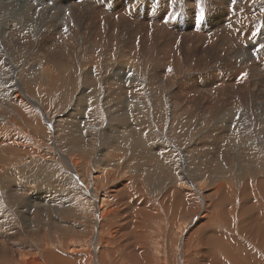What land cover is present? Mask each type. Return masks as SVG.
I'll return each instance as SVG.
<instances>
[{
    "label": "rangeland",
    "instance_id": "1",
    "mask_svg": "<svg viewBox=\"0 0 264 264\" xmlns=\"http://www.w3.org/2000/svg\"><path fill=\"white\" fill-rule=\"evenodd\" d=\"M26 1L31 3L29 0ZM80 1H66L64 9L70 8L71 2H74L78 7H82L80 5L82 2ZM95 1L93 0V3H89V6H92L91 8H85L84 20L85 25L88 27L92 28L94 24L99 25V32L102 34L99 35L98 42H94L96 35L90 39L87 38L88 35H81L82 28L78 32H70L75 25V22H70L71 27L62 30V33H59L58 37L55 38L57 53L54 54L53 58H45L43 60L42 64L50 66L51 73L41 77L39 83L31 86L27 82L24 83L30 74L36 73L35 70L30 69V65L35 64L40 58L37 47L35 45L32 46L23 55L21 52L18 53L17 58L21 59V62L16 74L18 79H20L24 92L27 91L28 98H26L27 95L26 97L23 95L16 96L17 92L10 91L12 83L8 84L7 88L4 87L2 77L6 75L5 72L10 71L9 66L11 65H9L8 54L3 46H0V49L3 50H0V114L8 117L11 115V121H0V123L1 127L5 123L14 127V129L10 127L12 130L8 135L0 134V143L6 142L11 147L8 152L0 151V214L3 215V211L9 210L8 214L12 213L10 216L13 219L11 220L15 221L12 223H16V227L20 231L25 232L32 243L36 244L37 251L43 249V246L61 247V238L56 237L58 233L55 231L50 232V234H53L46 240L47 243L45 238L41 237V234H29V229L26 227L27 223L24 222L25 217L17 214L14 216V213L7 209V205L4 202V197L11 194L4 178L5 174L14 176L16 179L13 182L14 190L17 193L25 194L27 193L25 190L18 191L20 190L18 185L28 181L27 183L30 184H27V187L32 186V189H34L38 185L39 177H32V174L40 168L43 171L41 175L44 174L40 176L41 180L46 177V180H50L53 186L47 193V185H44L45 192L42 196L38 195L39 204L42 201L41 197L56 198L61 204H65L67 199L75 200L73 203L76 206L68 209L66 218H74L75 220L71 222L75 226L80 224L77 219H80L84 225L90 222L86 227L91 232L93 239L100 233L99 240L97 241L98 237L94 239L97 241L94 245L91 243L89 245L87 240L89 237L84 235L83 232L78 234L80 235L79 237H71V240L69 238L68 245L70 244L71 246L69 245L70 247L68 246V249L65 250L68 254L79 251L86 255L92 248L94 253L91 254H93V257L84 259L87 262L84 261L82 264H89L90 262V264H107V261L108 264H137V262L138 264H264V187L260 185L261 182L257 183L260 179L264 181V108L256 111L255 100L257 96H262L264 101V94L261 92V88L264 89V82H262L264 81V76L263 78L261 74L260 76H255L262 79L259 83L260 87H251L252 93L255 96L257 95L256 97L252 98L247 95L251 89H245L242 95L246 97L240 96L238 101H234L235 99L232 98L229 100V102L233 101L231 103L232 106L228 103V109L227 105L225 106V97H223V104L221 103V107L219 106L220 108L218 107L219 109L215 111L214 109L211 111L209 107L207 108L208 111H205L204 106L201 104L207 105V103L201 101L203 99H198L199 103L196 102V106L187 99V103L180 102V105L181 107L187 106L189 111H183L181 112L182 115L172 117L168 112L172 104V94L169 95V91L165 92L158 85L156 86L157 82L152 78V73L161 70L162 73H170L168 69H171V73L174 76H178V78L181 76L179 80H176L174 86H177V82L185 79L189 74V63L180 61L183 57L180 60L172 58V66L169 65L167 66L168 68L165 66L158 67L159 61H156L163 38L166 37L168 40L173 37L172 34H175L177 35V40L182 42L188 34L180 33L172 26L174 20L180 19L179 14L174 18L172 17L176 11L175 7L171 9L170 15L167 16L166 10H169L170 6L163 5L160 0H157V5L152 8L164 11L157 13L161 17L155 19L146 10L140 12V14L134 12L135 8H143L155 0H123L124 8H129L130 13H124L123 11L120 12L121 14L118 13V18H120L118 26L117 23H114L113 18L109 16L110 11L108 10L112 9V4L117 6L118 0ZM100 1H103L102 4ZM134 1L137 3H134ZM179 1L183 3L185 0ZM204 2L207 3L209 0H204ZM49 3L52 4V1H49ZM61 3L60 0H58V3L53 2L56 6ZM229 3L231 6L232 4L237 6L238 10L242 7L240 4L231 2V0H229ZM32 4L39 7H37V11H42V8H44L37 0ZM99 4L102 10L96 9L100 6ZM13 5L18 11V15L24 18L26 11L23 4L21 2H13ZM180 9V11L183 10L182 7ZM190 9L195 10L196 8L192 9L188 4L184 10H187L185 13L189 16L184 13L183 15L187 16L181 18L185 19V21L192 18L190 32L194 34L193 36L198 42L188 47L196 46L199 48L200 53L203 52L207 56L206 64L208 65L206 66L205 64L206 69L216 72L217 68H220L219 70L225 72V78L226 73L233 72V70L234 72L237 71L239 74L238 83L234 87L239 90L238 84L242 80L240 74H243L244 70L242 65L245 67L251 64L248 57L251 51H254L253 49L242 47V43L247 40L248 34L244 33L241 36V33L236 32L233 35H237V37L233 35L232 37H226L233 28L227 27L224 16V21H213L211 27H214L215 37H218L217 43L221 46L224 43L223 47L225 48L224 57L218 58L216 49L209 48L211 43H208L209 40L215 39H211L213 37H211L210 33L208 34L209 31L203 30L204 27L200 24L205 17L196 18L195 15L190 13ZM244 9L242 7L241 12L239 11L236 16H239L237 18L238 22L244 16L242 13ZM210 11H205L204 16L212 12ZM249 12L253 16L254 10L252 9ZM157 14L155 13L154 15ZM139 16L141 17L139 18ZM150 17L152 18L150 19ZM34 18L36 20V17ZM80 20L83 26L82 17ZM249 22L251 23V21ZM126 24L131 29H137L141 26L139 35L133 39L135 44L133 48H127L126 46L127 39H130L129 34L123 28ZM186 24L184 22L181 26L182 31H184L183 28L189 29ZM31 25L36 28L33 24ZM263 27L264 24L262 23L261 28L257 31L260 32ZM244 30L245 28L242 29V32ZM217 31L219 32L217 33ZM145 32L153 33V36L148 37ZM114 33H117V36ZM159 33H162L165 37ZM219 34H222L224 41H220L221 38L219 40ZM113 35L119 37V40ZM109 36L118 44L113 40L110 43L111 38ZM206 37L209 39H206ZM204 38L206 40L205 43H208L206 47L200 41L204 40ZM263 44L261 45L262 51L259 53L260 55L253 58L255 62L254 65L251 64L252 66L260 62H262L261 66L264 65ZM231 46L233 47L231 48ZM148 48H151V51L148 52ZM233 48L239 51L238 54L245 56L247 60L245 63L231 60V58L234 59L237 56L231 55V49ZM196 57L199 56L196 55ZM127 64L130 65L128 69L126 68ZM224 68L228 70H224ZM89 70L94 76L97 74L96 76L98 77H95V79ZM118 70L122 72L129 70L131 72L133 70L134 72H131L132 76L139 79H137L136 83L131 82L132 80L128 81L125 86L134 95L136 94L138 101L144 106V110L148 109L144 112L143 117L137 115L113 116L107 112L109 103L106 101L107 99L101 100L104 97L107 98L106 85L99 82L110 80V75L123 80L116 74ZM195 71L199 70L196 69ZM202 72L197 73L199 79L202 80L203 77L207 78L208 76L212 78L210 72H205V76ZM245 72L248 75L250 71L246 69ZM263 72L262 74H264ZM87 77L89 79L90 77L92 78L89 80ZM142 82L143 85H141ZM122 85H124L123 82ZM134 85L136 86L133 87ZM232 85V83L228 85L226 81L219 82L220 88L223 86L221 89L224 86L231 87ZM141 86V93L139 94L137 89ZM203 87H198V90H203V94L208 95V87ZM85 88H88L87 90L90 93L82 94ZM141 96L142 99H140ZM29 98L35 100L36 104H32L28 100ZM251 100L253 103L250 102ZM79 101L87 106L88 109L78 111L77 115L80 117L78 121L66 118L67 112L74 110ZM235 103L238 107L233 106L236 105ZM251 105L253 108H251ZM159 106H161V110L156 113ZM153 110L155 111L153 112ZM221 110L223 111L222 113ZM226 114L231 115L227 116ZM206 116L209 117L207 118ZM56 120H60L61 123L66 121L70 125H75L74 129H77L78 132L80 131L81 134H79L80 137L77 134L73 135L79 140L73 142V139L68 140L65 137V140H61L60 138H63L64 124H62V127L60 126L63 131L55 130L56 123L54 122ZM218 122L220 123L218 124ZM89 124L96 128L92 132L99 131L103 135L97 136L94 133V137L86 139L88 137L87 131L90 129ZM222 131L223 133L226 132V135H223ZM219 135H222L223 138H218ZM103 136L104 138H102ZM108 137L117 139L121 148L113 151L117 156L113 164L102 170L103 165L100 162L97 150H100V152L102 150L106 151V144L103 142L107 141ZM68 142H71L76 148L70 147ZM77 147L82 148L83 152L78 151ZM13 148L14 153L12 152ZM176 148H180L182 153L191 154L193 159L188 160L187 158L189 162H186L184 161L186 157H182L180 159L181 162L178 161ZM227 150L244 154L243 156H246L245 163H220L208 160V158H206L207 160H202L201 156L196 158L197 152L198 154L202 153L211 157V155L228 152ZM250 155L255 156V161L252 162L247 159L252 157ZM221 156L222 158L224 157V155ZM73 157L79 160V175L73 174L67 161V159L74 161ZM173 161L177 162L174 164ZM33 162L36 163L34 164ZM84 162L86 167L82 164ZM29 163H33L37 171L35 169H26L25 167ZM199 168L201 169L200 171ZM176 169L181 171L177 172ZM81 171L86 172L87 176L85 178H83ZM102 171L105 176L102 178L100 186L96 187L95 177L102 175ZM108 171H111L114 175L110 176ZM37 173L40 174V171ZM200 176L206 179H204V183L203 181L201 183ZM184 177H190L194 185H189ZM33 181L37 184L33 183ZM221 182L224 185H218ZM252 182L257 183L258 188H255L254 185L252 186ZM251 186L257 191H253ZM41 191L43 190L41 189ZM216 191L218 192L217 195L215 194ZM28 193V196H33V192L29 191ZM223 195L225 199L222 197ZM220 200H223V203H218ZM47 208L43 206V209ZM51 210L54 214L61 215L58 209ZM31 211L34 214H42L43 212ZM45 214L43 212L41 216ZM22 218L23 221L21 220ZM17 220L25 224L20 225ZM33 223L30 225L31 231L36 230L37 221L35 218ZM85 248L87 249L85 250ZM111 260L113 262H110Z\"/></svg>",
    "mask_w": 264,
    "mask_h": 264
},
{
    "label": "bare ground",
    "instance_id": "2",
    "mask_svg": "<svg viewBox=\"0 0 264 264\" xmlns=\"http://www.w3.org/2000/svg\"><path fill=\"white\" fill-rule=\"evenodd\" d=\"M29 1H31V3L27 2L26 0H0V46L2 45L3 48H4V50L8 54L9 65H11V66H9L10 67V71L5 72L6 75L4 77H2V83H3L4 87H6V88H7L8 84H11L12 83V86L10 87V91L15 92V93L17 92L16 96H19V95L22 96L23 95L25 97L27 95V91L24 92V90L22 88V84L20 82V79H18L17 74H16V70L18 69V67L20 65V62H21V59L17 58L19 52H21L22 55H23L32 46L35 45L37 47L38 53H40L39 60L35 64H31L30 65V69L31 70H35L36 73L30 74L25 79V81H24V83L27 82L31 86L33 84L39 83L41 77L46 76L47 73L48 74L51 73L50 66H44L42 64V62H43V60L45 58H47V59L53 58L54 57V54L57 53L58 50H57V48L55 46V44H56V39L55 38L58 37V34L59 33L60 34L62 33V30H65L66 28L71 27L70 22H75V25L73 26V29L70 32H72V31L78 32V30L82 28V31H81L82 34L81 35H84V36H87L88 35L87 38H89V39L92 38V37H94V35H96L94 42H98L99 35L102 34L101 32H99V30H100L99 29V25L94 24V25H92V28L90 26L88 27L87 25H85L84 17H85V13L86 12H84V10H86L87 8H91L92 7V6H89V3H93L92 2L93 0H81L80 2H82V3H80V5L82 7H78L74 2H71L72 5L70 6V8H67L66 7L67 9H64L65 8V2L66 1L69 2V1H72V0H60V3H61V1H64V2H62L61 4H59V6H56V5L53 4V2L54 3H56V2L58 3V0H49V1H52V4L49 3V1H47V0H37L38 3H41L44 6V8H42L43 9L42 11H37L38 10L37 9L38 6H34L32 4L33 2L35 3L36 0H29ZM116 1H115V3H116ZM160 1H161V3L163 5H169L170 6V8L168 7L169 10H166L167 16L170 15V11L174 7H175V10L176 11H175V14L172 17L174 18L178 14L180 16V19H176V21L174 20V22L172 24L173 28H175L180 33H184V34H187L188 33L187 36L185 37V39L182 42H179L177 40V35H175V34L173 35L171 33L173 37L172 38H169L167 40L166 37L161 33L165 38H163V40L161 42V47L158 50V57L157 58L155 57L156 58V61H159L158 67H161V66L167 67L169 65L172 66V58L173 59L180 60L183 57L182 60H180V61L182 63L183 62H188L189 63V68H190L189 69L190 71L188 72L189 74L187 75V77L185 79L180 80L179 82H177V86H174V83L176 82V80H179L181 76H179V78H178V76H174L171 73V71H170V73H162V70L161 71H154V73H152L153 74L152 75L153 76L152 78H154L155 81L157 82L156 86L158 85L159 88H161V90H164L165 92L166 91H169V95L172 94V104H171V108H169L170 111H168L172 115V117H177V116L182 115L181 112H183V111H189L188 108H187V106L186 107H181V105H180V102L187 103L188 102L187 99L192 104H194V106L197 105L196 102L199 101L198 99H203L201 101H205V103H207V105L201 104L202 106H204L205 111H208L207 110L208 107L211 108L210 109L211 111H212V109H214V111H215V110H217V109H219L221 107L220 104L222 103L223 97H225V106L227 105L226 107L228 109V105H229L228 103H230V105H231V103L233 102V101L232 102L231 101L229 102V100H231L233 98V99H235L234 101H236V100L238 101V98L240 96H245V95H242V93H243V91L245 89L246 90H250L251 87H258V86L260 87L261 86L259 83L262 81V79H259L258 77L256 78L255 76L256 75H259L260 76V74H261V77L263 78L264 74H262V72L264 70V65L261 66L262 62L257 63V65H255L256 67L255 66H252V65H254V62H255L253 60V58H256V57H258L260 55L259 53L262 51L261 45L264 43V27L261 29L260 32L257 31L258 29L261 28L262 23L264 24V4H263L264 3V0H231V2H233L235 4H240L242 7L245 8L242 11V13L244 14V16L242 15L243 16L242 19L239 18L240 19L239 22H238V19H237L239 16L238 17H236V16L239 13V11L242 9V7H241L240 10H238L237 6H235L234 4L231 3L232 6L230 5L229 0H209V2H207V3L204 2V0L202 2H201V0H185L183 3L181 1H179V0H175V4H173V2H170V1H173V0H160ZM13 2H15V3L16 2H18V3L21 2L23 4V6L25 7V11H26V16L24 18H21L18 15V11L16 10V7L13 5ZM102 2H101V4H102ZM134 3H137V2L134 1ZM157 3H158L157 0L152 1L151 3L147 4L146 6H144L145 8L144 7L143 8L142 7L135 8L134 9V12H136V14H140V12H143V11L146 10L155 19L158 18V17L160 18L161 15H159L157 13H162L164 10L163 11H160L161 9L159 10V9L152 8V7H155L157 5ZM188 4H189V6L192 9L194 7L196 8L195 10H191L190 9L191 10L190 13H192L193 15H195L196 18H204L205 17L204 19H202L203 21H201L200 24L204 27L203 30L209 31L208 34L210 33L211 34V37H213L211 39H215V40H209L208 43L209 42L211 43V45H210L209 48L216 49V52L218 54V56H217L218 58H223L224 57L225 48L223 47L224 46L223 45L224 43L222 44V46L217 43L218 37L217 38L215 37V34L216 33L213 30L214 27L213 28L211 27V23L213 21H215V20L224 21L223 20V16H224L225 21H226L225 23L227 24V27L233 28V30L231 31V33L228 34V35H226V37L227 36L232 37V35L234 33L236 34V32H238L239 34L241 33L240 34L241 36H243L244 33L245 34H248V38H247L246 41H244L242 43V47L243 48H249L250 50L251 49L254 50V51H251V54L248 57V59L250 60V63L252 65L251 64H248V65L245 64L246 65L245 67L242 65V67L244 68L243 72L240 70L241 68L238 69L242 73H244V71L246 69L250 71L248 73V75H246V77L244 79L242 78L241 81L239 80L240 81L239 84H238V87H239L238 89L239 90H236L237 87H234V85H236L238 83V75L239 74L237 73V71L234 72V70L232 69L233 72L226 73V78H225L224 77L225 72L222 71V70H219L220 68L219 69L217 68V71L216 72H214L213 70L211 71L210 69H206L205 64H206V61H207V56L203 52L200 53L199 50H198L199 48H197L196 46L188 47L189 45H195L198 42V40H196V38L193 36L194 34H192V32H190V30L192 28V24H191L192 18L186 19V21H185V19H183L184 16H185L183 14L185 12H187V10L185 11L184 9H185V7H187ZM102 6L104 7V5H102ZM111 7H112V9L111 8L108 9L110 11L109 16L111 18H113L114 23H117V25L119 26V20H120V18H118V16H119L118 13H120L121 11H123L124 13H128L129 14L130 13V10H129V8H124L123 0H118V5L116 6V5H113L112 4ZM180 7L183 8L182 11H180L181 10ZM228 7H229V9H228ZM96 9L97 10H102L101 5L98 8H96ZM201 9H202V11H201ZM252 9L254 10L253 16H252V14H249L250 13L249 11L250 10L252 11ZM208 10H211L212 12L210 11L211 13H209L207 16H204V12L205 11H208ZM62 13H63V15H62ZM152 13H154V14L156 13L157 15H154ZM141 14H143V13H141ZM185 14H187V13H185ZM86 15L88 16V14H86ZM34 17H36V20H35ZM38 17H39V20H40L39 22H38ZM81 17H82V21H84L83 26H82V22L80 20ZM140 17L141 16H139V18ZM181 17H183V18H181ZM151 18L152 17H150V19ZM247 19L249 21H251V23ZM172 21H173V19H172ZM184 22L187 23L186 26H188L189 29L188 28H183L184 31H182V27L181 26L183 25ZM31 24H33L36 28H33V26ZM123 28L129 34V37H130L129 40L127 39V43H126L127 48H133V47H135V44H134V40L133 39L139 35V32L141 30V26H139L137 29H131L130 26L128 24H126V25L123 26ZM243 28H245V30L242 32V29ZM152 30H153V28H152ZM112 32H110V33H112ZM218 32L219 31H217V33ZM153 33H146V35L148 37H150V36H153ZM114 34H116V36H117V33H114ZM219 36H220L219 37V40L221 38L220 41H222L223 40L222 34H219ZM233 36H236L237 37V35H233ZM109 38H111V42L110 43H112V40H113L112 37L109 36ZM115 38H117V40H119L118 39L119 37H115ZM178 38H180V37H178ZM197 38H198V36H197ZM206 39H209V38L206 37ZM104 41H105V39H104ZM200 41L202 42V44L205 47H206V44H208V43H205V41H206L205 38H204V40H200ZM125 42H126V40H125ZM115 43L118 44V42H115ZM228 46H230V45H228ZM232 47L233 46H231V48ZM231 50H232L231 51L232 52L231 55H233V56L234 55H237L236 57L234 56L235 57L234 59L231 58V60H235L237 62L240 61V62H243V63H245L247 61L244 55L238 54L239 51L236 48H233ZM1 51H3V50H1ZM149 51H151V48H148V52ZM253 53H256V54H253ZM196 55L199 56V57H196ZM123 56H124V54H123ZM125 59L127 60V58H125ZM225 60H226V58H225ZM227 60H228V58H227ZM262 60H263V57H262ZM180 61H179V63H181ZM215 61H216V59H215ZM4 62H6V61H4ZM218 62H219V60H218ZM4 65H5V63H4ZM207 65L208 64H206V66ZM225 66H227V65H225ZM126 68L127 69L130 68V65L127 64ZM39 69H40V71H39ZM196 69L199 70V71L196 72L195 71ZM225 69L226 68H224V70ZM158 70H159V68H158ZM226 70H228V69H226ZM89 71L91 72V70H89ZM202 71H204V72H202ZM131 72H134V71L132 70ZM131 72H130V70L129 71H124V72L118 70L116 72V74L121 79H123V80H119V79H117L116 76L110 75V77H109L110 80H105V81L99 82V83H101L103 85H106V93H107L106 95H107V98L104 97L101 100L107 99L106 101L109 103V107L107 108V112L109 114L113 115V116L137 115V116L143 117L144 116V112H146V110H148L146 107H145L146 110H144V106H142L141 103L138 101L139 99H137L136 94L134 95L133 92L131 90H128V88L125 86V83L127 84L128 81H131L132 80L131 82H135L136 83V81L138 79V78L136 79L135 76L133 77ZM199 72H202L204 74V76L206 74L205 72H207V73L210 72L212 74V78L210 76H208L207 78L203 77L202 80H201V79H199L198 74H197ZM94 73H96V72H94ZM129 73H131V75H129ZM92 75H93V73H92ZM96 75L95 76L93 75L94 78L95 77H98ZM133 75H135V74H133ZM87 76H88V74H87ZM91 78L92 77H90V79ZM221 81H223V82L226 81V83H228V85L232 83L233 84L232 85L233 87L232 86L231 87H227V86L225 87L224 86V88L221 89L223 87L222 86L220 88V86H219V82H221ZM122 82L124 83V85H122ZM262 82H264V81H262ZM202 83H205V84H202ZM88 84H90V83H88ZM223 84H225V83H223ZM261 84L263 85V83H261ZM141 85H143V82L141 83ZM135 86L136 85H134L133 87H135ZM203 86L208 87L207 90L209 91V93H210L211 96L209 95V93H208V95L203 94V92H202L203 90L202 91L201 90H198V87H203ZM133 87L131 86V88H133ZM141 88H142V86L139 89H137V92L139 94L141 93L140 92L141 91L140 90ZM87 89L85 88V90H83V93L82 94H84V93H90V91H88ZM203 89H204V87H203ZM133 91H135V90L133 89ZM261 92L264 94V89L263 88H261ZM247 95H249L252 98L257 96V95L255 96L252 93V89L247 93ZM26 98H28V95H27ZM140 99H142V96L140 97ZM262 99H263L262 96H257V98H255V100H256V106H257L256 111L257 110H262L264 108V101ZM28 100L30 102H32V104L33 103L36 104L35 100L30 99V98ZM151 102H153V101H151ZM250 102L253 103L252 100ZM192 104H190V105H192ZM233 106L235 107V106H237V104L236 105H233ZM244 108H245V106H244ZM251 108H253L252 105H251ZM81 109L82 110H86V109H88V107L85 106V105H83V104H81V102L79 101V103L75 106L74 110H70L69 112H67V117L66 118H70V119H73V120H77L78 121V119L80 117L77 115V113ZM229 109H230V107H229ZM160 110H161V106H159V108H158V110H157L156 113H159ZM154 111L155 110H153V112ZM230 111H232V110H230ZM222 112L223 111L221 110V113ZM237 112H236V114H238ZM231 114H229V115H231ZM263 114H264V112H263ZM226 115L229 116L228 114H226ZM10 117H11V115L8 117V116H3V115L0 114V121L9 122V121H11ZM223 118H224V114H223ZM45 119H47V118H45ZM201 120H203V119H201ZM4 122H2V123H4ZM62 122L63 123H61L60 120H56L54 122V123H56L55 130L63 131L62 130L63 128H61V127H62V124H64L63 125V127H64L63 138H60V139L61 140H65L64 139V137H65L68 140H72L73 139L72 140L73 142L79 140V138H77V137H75V135H73V134H77V135L81 134L80 131L78 132L77 129H74L75 125H70L66 121H62ZM79 122H81V120H79ZM219 123L220 122H218V124ZM10 127H13V126H10V124L8 125V123H5V125L1 127V123H0V134L8 135L11 132V130L14 129V127L12 129ZM89 128L90 129L87 131L88 137L86 139L91 138L94 135V133L97 136L103 135V133L102 132H99V131L98 132H92V131H95L96 128L94 126H92L91 124H89ZM221 133L223 135H226V132L223 133V131H222ZM52 136H55V135H52ZM79 137H80V135H79ZM102 138H104V136ZM218 138H223V136L222 135H219ZM103 143L106 144L105 145L106 146V149H105L106 151H103L102 150L100 152V150H97V154L100 156V162L103 165L102 166V170L106 169L107 167H109V166H111L113 164V162L117 158V156L114 154L113 151L115 149H117V148H121V145H120L119 141L117 139H114L113 137H108V140L105 141V142H103ZM68 145L70 147H72L73 149L76 148V146L73 145L71 142H68ZM263 147H264V145H263ZM10 150H11V147H10L9 144H7L6 142L0 143V151H6V152H8ZM13 150H14V148L12 149V152H13ZM77 150L80 151V152H83V149L82 148H78L77 147ZM73 152H74V150H73ZM176 152L178 154L177 155L178 156L177 159L180 162H181L180 159L182 157H184V158L186 157V159H184V161H186V162H189V161H187V158H188V160L189 159L190 160L193 159V156L191 154H189V153H182V150H180V148H176ZM228 152L216 154V155H213V156L211 155V157L208 156V155L202 154V153L201 154H198V152H197L196 158H199L201 156L202 157V160L203 159L207 160L206 158H208V160H214V161H217V162H220V163L221 162L222 163L223 162L224 163L225 162L226 163H233V162H243V163H245L244 161L246 160V156H243L244 154H241V152L240 153L238 151L237 152L232 151V152H229V153ZM74 153H76V152H74ZM16 154H15V156H16ZM221 155H224V157L222 158ZM250 156H252V155H250ZM74 159H75L74 161H72V160L70 161L68 159H67V161L69 162V166H70V169L73 172V174L79 175L80 174L79 160L76 159V158H74ZM247 159H249L250 161L253 162V161H255V156H252L251 158L248 157ZM197 160H199V159H197ZM176 162L177 161H175L174 164ZM33 163L35 164L36 162H33ZM33 163H29L26 167L25 166L24 167L26 169H35L37 171V168L35 167V165ZM82 164H83V166L86 165L85 162L82 163ZM84 167H86V166H84ZM38 169L39 170L37 172L40 171V174H38L37 172H34L32 174V177L33 176H35L36 178L39 177V179H38L39 182H37L38 185H36V187L34 189H32L33 188L32 186L27 187V184H30V183H27L28 181L25 182L22 185H18L19 186L18 189H20V190H18L16 188V190H18V191H21V190L22 191L23 190L27 191V193H25V194L17 193L14 190V188H13L14 187L13 186V182L16 180L15 177L14 176H11L9 174H5L4 175V178H5L6 182H7L8 191L11 194L9 196L4 197V202L7 205V209H10L14 213V216H16V214H17L18 216L19 215H23L25 217V221L24 222L27 223V226L26 227L29 229V234H34V235L41 234V237H43V239L45 238V242L47 243L46 240H48V238L50 237V235L53 234V233L50 234V232L51 231H55L56 233H58V236H56V237H60L61 238L60 240L62 242V245H61V247H55L54 246V248L53 247H49V246H43V249H40L39 251H37L36 250V247H35L36 244L32 243L31 239H29L27 237V234L25 232L20 231L16 227L17 226L16 223L15 224L12 223V222H15L14 220L13 221L11 220V219H13L10 216V215H12V213L11 214H8L9 213L8 212L9 210H7L5 212L3 211V215L0 214V264H82L84 261L87 262V260H84V259H86V258L87 259H91V257H93V254H91V253H94L93 250H92V248L88 251V254H86V255H85V253L83 254V253H81L79 251L70 252V254H68L65 251L66 249H68V246L70 245V244L68 245V243H69L68 240H69V238L71 240V237H74V238L77 237V236L79 237L80 235H78V234L80 232H83L84 235H86V236L89 237L87 239L89 241V245H90V243L94 245V243L95 242L97 243V241L99 240L100 233L97 235L98 238L96 237L97 238V241H95L94 239H96V238L93 239V236H91L92 235L91 232H89L88 228L86 227V225H88L90 222L88 224L84 225V223L81 222L80 219H77V221L79 220L78 222L80 223L79 224L80 228H79L78 225L75 226V224L73 222H71L72 220H75L74 218H69V217L66 218V215L68 213L67 212L68 209L76 206V204L73 203V202H75V200H72L71 201V199H67V200L65 199L66 200L65 201V204H61V202L60 201H57L58 199L56 200V198H53L52 197L50 199V198L41 197L42 201H41V204H39L38 195L40 194L42 196V194L45 192V186L44 185H47V189L48 190L46 192L48 193L50 191V189L52 188L53 184L50 182V180H46V177H44L45 180L44 179L41 180L42 178L40 176H42L44 174L41 175V173L43 171L40 170V168H38ZM200 170L201 169L199 168V171ZM176 171H177V169H176ZM180 171H177V172H180ZM101 173H102V175H100V176L98 175L97 177H95L96 178L95 179V182H96V185L95 186L96 187H99L100 186V182L102 181V178H104V176H105V174H104L103 171ZM108 173H109L110 176L111 175L112 176L114 175V173H112L111 171H108ZM81 174H82L83 178H85L87 176L85 171H81ZM184 178H185V180H187V183L189 185H194L193 184L194 182L190 179V177H184ZM200 178H201V180H200L201 183H202V181L204 183V181L206 179L203 176H200ZM259 182H261L260 185L262 187H264V181L260 179V180H258L257 183H259ZM33 183H36V182L33 181ZM215 183H216V181H215ZM257 183H253L252 182L251 184H252V186L254 185V187L256 188L257 187ZM218 185L222 186L224 184L221 182ZM41 189L43 191H41ZM252 189H253V187H252ZM260 189H261V187H260ZM29 191L33 192V196L32 197L31 196H28L29 195V193H28ZM219 191H220V189H219ZM253 191H257V190L253 189ZM21 193H23V192H21ZM217 193L218 192L216 191L215 194L217 195ZM73 194H75V193L73 192ZM30 195H32V193H30ZM222 197L224 198L225 196L223 195ZM44 202H47V203H44ZM70 202H72L71 203L72 205L70 204ZM218 203H220V204L223 203V200H220ZM43 206L44 207H48V208L47 209H43ZM148 207L150 208V206H148ZM15 208H16V210H15ZM51 209H58V211L61 212V215L60 214H54ZM31 210H33L35 212L39 211L40 213H41V211H43L46 214L43 215V216H41L43 214V212H42V214H36V213L34 214V212H32ZM34 218L37 221L36 230L31 231L30 230V225L33 223ZM14 219H15V217H14ZM21 220L23 221V218ZM17 221L19 222V220H17ZM24 222H19V224L20 225H24L25 224ZM101 234H103V233H101ZM104 237H106V236H104ZM100 238H101V236H100ZM83 239H85V238H83ZM77 240H78V238H77ZM75 241H76V239H75ZM85 242H86V240H85ZM46 245H50V244H46ZM94 247H96V246H94ZM71 249H72V247H71ZM86 249L87 248H85V250ZM73 250H74V248H73ZM102 250H107V249H102ZM98 251H99V249H98ZM95 252H97V251H95ZM101 259H103V258H101ZM110 262H113V261L111 260ZM107 264H108V261H107ZM137 264H138V262H137Z\"/></svg>",
    "mask_w": 264,
    "mask_h": 264
},
{
    "label": "snow or ice",
    "instance_id": "3",
    "mask_svg": "<svg viewBox=\"0 0 264 264\" xmlns=\"http://www.w3.org/2000/svg\"><path fill=\"white\" fill-rule=\"evenodd\" d=\"M174 3H175V0H173V4ZM201 11H202V9H201ZM168 71L170 72L171 69H168ZM129 75H131V73H129ZM246 75H247L246 73L241 74V79L244 78Z\"/></svg>",
    "mask_w": 264,
    "mask_h": 264
},
{
    "label": "crops",
    "instance_id": "4",
    "mask_svg": "<svg viewBox=\"0 0 264 264\" xmlns=\"http://www.w3.org/2000/svg\"><path fill=\"white\" fill-rule=\"evenodd\" d=\"M236 262V261H235Z\"/></svg>",
    "mask_w": 264,
    "mask_h": 264
}]
</instances>
